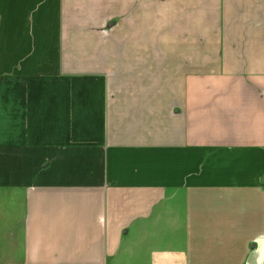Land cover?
<instances>
[{
  "label": "crops",
  "instance_id": "crops-1",
  "mask_svg": "<svg viewBox=\"0 0 264 264\" xmlns=\"http://www.w3.org/2000/svg\"><path fill=\"white\" fill-rule=\"evenodd\" d=\"M0 264H264V0H0Z\"/></svg>",
  "mask_w": 264,
  "mask_h": 264
}]
</instances>
